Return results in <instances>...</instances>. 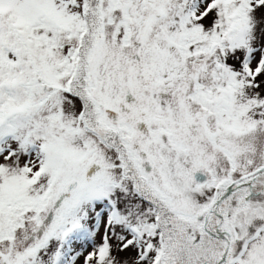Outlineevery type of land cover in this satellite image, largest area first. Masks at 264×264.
I'll use <instances>...</instances> for the list:
<instances>
[{"label": "snow or ice", "instance_id": "obj_1", "mask_svg": "<svg viewBox=\"0 0 264 264\" xmlns=\"http://www.w3.org/2000/svg\"><path fill=\"white\" fill-rule=\"evenodd\" d=\"M0 264H264V0H0Z\"/></svg>", "mask_w": 264, "mask_h": 264}]
</instances>
